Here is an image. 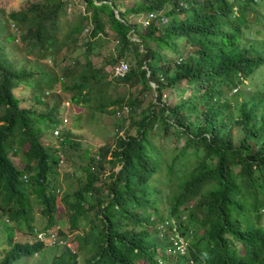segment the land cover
I'll list each match as a JSON object with an SVG mask.
<instances>
[{"label": "trees", "instance_id": "16d2710c", "mask_svg": "<svg viewBox=\"0 0 264 264\" xmlns=\"http://www.w3.org/2000/svg\"><path fill=\"white\" fill-rule=\"evenodd\" d=\"M80 1L85 2L82 13H73L74 5L67 0H28L0 11V225L6 235L0 264H21L36 250L28 214L32 200L44 221L42 228L53 224L59 201L79 204L80 190L70 189L76 169L59 177L46 162L40 138L58 111L53 105L56 95L66 92L73 100L77 91L94 86L92 100L81 94L74 104L114 118L118 114L121 120L127 108L136 134L125 135L120 149L111 153L110 164L121 166L110 171L107 186H114L119 211L114 215L99 209V217L85 221L77 243L84 261L94 257L99 264H122L127 259L124 250L150 258L147 215L135 221L133 210H178L192 199L183 187L206 203L236 209L244 222L237 233L247 227L251 235L244 242L256 240L264 251V225L250 222L258 215L256 208H264V90L257 86L254 71L264 66V41L258 47L239 30L248 12L261 18L264 1L140 0L125 9L117 0H98V5ZM128 15L146 22L128 21ZM105 26L114 40L112 52L102 58L103 65L94 67L89 57L97 55L105 41ZM80 36H86L84 62L73 57L62 73L47 71L45 59L77 43ZM14 38L21 53L5 43ZM162 49L171 56L161 54ZM70 52L67 49L64 57ZM118 59L127 63L126 73L106 80ZM99 70L105 74L97 76ZM121 83L126 90L115 92ZM150 84L155 100L141 105L138 95L151 90ZM131 87L138 88L137 95L128 93ZM66 144L74 146L76 141L67 138ZM89 166L90 160L80 168L90 177L103 169L101 162L93 171ZM159 171L169 188L163 197L154 194ZM123 185L135 190L131 208ZM96 208L89 210L95 214ZM195 214V206L189 208V217ZM73 223L71 229L80 227Z\"/></svg>", "mask_w": 264, "mask_h": 264}, {"label": "clouds", "instance_id": "9594fccd", "mask_svg": "<svg viewBox=\"0 0 264 264\" xmlns=\"http://www.w3.org/2000/svg\"><path fill=\"white\" fill-rule=\"evenodd\" d=\"M250 14L252 13H247L246 23L239 26V30L243 38L248 37L260 47L264 39L252 38L248 31V16ZM46 70L54 74H60L53 70ZM109 74L111 77H114L111 75V71ZM94 88L95 86L89 90L82 89L77 91L73 100L69 98V94L66 92L55 97L53 105L56 106L58 111L51 117L48 122V128L40 138V142L46 153V162L55 172H58L59 166L63 164L65 157H67L66 151L72 147L68 144L64 145V141L67 138L68 140L73 139L76 141L74 147L80 146L78 139L72 137L76 130L81 129H75L78 128L79 115L85 111L86 115L90 117L87 114L89 110L75 105L74 101L81 97V94L92 100ZM57 91L58 89H55V92ZM126 112L127 108H124L123 120L119 118L118 114L114 118L111 124V140L107 142L99 141L98 137L95 136L97 143L93 152L86 156L85 162L80 163L74 168L79 170L80 174L77 184L71 186L70 189L80 190L79 204L68 205L63 201H59L64 216L61 219L58 217L59 211L58 207H56L53 224L48 228L43 227V230L34 229L32 231L33 239L36 242L34 244L37 246L32 256L37 255L44 249H50L53 253L47 264H99L94 257L84 261L81 252L77 248V243H71V240L67 238V233L72 232L75 234L86 230L87 224L85 221L95 216L99 217V209L107 210L114 215L119 211V207L113 202L112 187L114 186L108 187L107 183L110 171H117L121 166L120 163H115L114 166L110 164L111 153L120 149L119 144L122 140L126 139L127 136L125 137V135L129 134L133 136L136 134V127L130 125ZM104 114L107 113H102V111L101 113L96 112L95 117L100 118ZM85 123L87 124V122ZM124 126H133L134 133H122ZM46 138H48L49 142L45 141ZM86 152V149H84V154ZM102 155L104 158H102ZM20 158H22L21 153ZM88 160H90V171H93L99 162L102 163L103 169L95 177L87 176L80 168L81 166H85ZM104 162L110 164L107 172L105 171ZM61 176L59 174V177ZM23 178H25V175H23ZM123 187L127 191L129 200L127 207L131 208L135 190L130 185H123ZM183 189L187 194L191 195L192 199L178 210L174 211L170 208L164 213L157 212V214L150 209L146 211L133 210L136 215L135 221L140 215H147V222L145 223H148L147 229L152 236L149 240L152 243H148L147 251L150 252L151 257L136 258L127 250H124L127 259L122 264H264V251L256 240L250 244L244 242V239L251 235L247 227L243 232L237 233L238 228L244 226V222L241 219V215L236 212V209L219 203H206L200 195H195L191 190L187 191L184 187ZM107 193V197L101 196ZM31 202L36 203L34 200ZM96 205L97 208L95 214H93L89 209ZM194 206L196 214L193 218H190L188 210ZM256 209L258 212L259 208ZM257 217L258 215L255 216L253 214L250 222L254 224L252 220ZM74 221L80 227L71 229V225L76 224L73 223ZM95 223L98 224L97 221ZM62 225L67 229H62ZM79 237L80 235L76 238L78 243H80ZM3 247H5V243ZM136 250L134 249V251Z\"/></svg>", "mask_w": 264, "mask_h": 264}, {"label": "rangeland", "instance_id": "374dc122", "mask_svg": "<svg viewBox=\"0 0 264 264\" xmlns=\"http://www.w3.org/2000/svg\"><path fill=\"white\" fill-rule=\"evenodd\" d=\"M26 1L28 0H0V11L1 9L6 10V12L10 9H14V8H18L20 5L24 4ZM68 3L70 5H74V7H72L73 13H76L77 11L85 12V7L84 5L81 3L80 0H67ZM140 0H117V2H120L122 5V8H128L131 7L134 3L139 2ZM68 9L71 7H67ZM114 16L117 17L116 14V10H114ZM128 21H141L142 24L145 23L144 20H142L140 18V16H132V15H128L127 17ZM165 19L162 20V22H164ZM248 31L250 33V36L252 38H258V39H264V11L261 12V18L260 19H255L253 14H250L248 16ZM105 33L107 34V36L104 38L105 41L100 45V47L98 48V54L97 55H93L90 56V63L94 66V67H99L101 64H104V60L102 59L103 57H106L107 54L111 51L112 52V46L114 44V40L112 39V33L111 31L105 26ZM82 35H87V33L82 34ZM129 35V34H127ZM245 35V33H244ZM84 38L86 39V36H80V41H78L75 44L69 45L67 48L66 46L64 48H62L55 56L53 57H47L46 58V65H47V69L48 70H53L56 73H62L64 67L70 63H72L73 61V57H75L77 59V61H80L81 63L84 62V58L82 55L83 52V48H85V45H83L84 43ZM132 40H136V38H134L133 36L130 37ZM5 43L7 45H9L11 43V45L13 47L17 46V49L15 51V53H21V44L18 41V39L14 38L12 39V42L10 41H5ZM4 43V44H5ZM8 49H10L9 47H7ZM67 49H71L72 52L68 53L66 55V57H64V54L67 52ZM138 50L141 51V47L138 46ZM161 54L166 55L168 57L171 56V52L167 51L166 49H162L161 50ZM25 54H23L24 57ZM114 55V54H113ZM111 57V56H110ZM27 58H29L30 60H33L31 55H27ZM105 72L103 70H99V72L97 73V76H101L104 75ZM110 74L108 72V74L106 75V80L110 79ZM255 82L258 85L262 86L264 88V67L260 66L255 70ZM151 85V90H144L143 93L141 95H138L139 98L143 99L141 105H145L146 102H148L149 100L154 102V91H153V84ZM115 92H122L125 91V87L122 86V83L119 84L116 88H115ZM29 90L26 89V92H28ZM128 93H131L133 95H137L138 92V88H128L127 89ZM165 94L169 91L165 90L163 91ZM176 95L178 94L177 92L175 93ZM176 98V96H175ZM174 97H172V99L170 100L171 102L174 101L175 99ZM237 99L239 100L240 97H237ZM34 106L36 108H41L40 104H34ZM93 113H91L89 111H87V114L90 115V117L88 115H86V112H82L79 115V122L77 123L78 128L75 129H80V130H74V134L72 135L73 138L78 139L80 146L79 147H74L72 146L71 148H69L66 152H67V157H65L63 164H61L59 166L58 172L62 175H64L65 171H70V169H73L75 167H77L80 163H83L86 161V156L88 154H91L93 152V149L96 147V137H98L99 141H110L111 137H112V132H111V124L114 120V117L108 115V114H104L102 117L100 118H96L95 117V113L96 111H93ZM87 122V124L85 123ZM122 133H134V127L133 126H124L123 127V131ZM46 142H49L48 138H46L45 140ZM160 143L166 145L167 141L163 140V142L161 140H159ZM182 142L181 139L177 140V143L180 144ZM155 144V143H154ZM156 145V144H155ZM84 149H86V154H84ZM105 164V171L107 172L110 168V164L107 162H104ZM76 178H74V180L71 183V186H74L77 184V179L79 177L80 171L76 170ZM156 177L158 178V183L156 182L154 184V187H156L157 191L154 193L160 197H163L165 194V191H169V188L165 186L164 184V177L162 176V174L160 173V171L156 174ZM31 213L30 211H28V214L32 216L33 220H32V226H33V230L37 229V230H43L42 226H41V222H44L41 218H40V212L38 210V205L34 202H31ZM167 209L165 207H160L159 212L164 213ZM58 217L61 219L64 216V213L62 211V208L60 205H58ZM252 222L254 224H261L264 225V210L263 208L259 207L258 210V217L257 218H253ZM0 228H2L1 232H0V260L3 258V246L5 243V239H6V235H5V231L3 230V226L0 225ZM23 228L25 229V227L23 226ZM62 229L66 230L67 228L62 225ZM26 230V229H25ZM80 233H72L69 232L67 233V238L69 240H71V243H78L77 241V236L80 235ZM6 248V246H5ZM53 251L50 249H44L42 251H40L37 255L31 256V257H27L25 258L24 262L21 264H47L49 262V259L52 255ZM11 264H16L15 262H11Z\"/></svg>", "mask_w": 264, "mask_h": 264}, {"label": "built area", "instance_id": "2783aa9c", "mask_svg": "<svg viewBox=\"0 0 264 264\" xmlns=\"http://www.w3.org/2000/svg\"><path fill=\"white\" fill-rule=\"evenodd\" d=\"M92 2H93L94 4H96V5H98V4L101 3V2L98 1V0H92ZM84 3H85V2L83 1V4H84ZM153 17H154L153 14H149V15H148V18H153ZM144 21H145V20H144ZM145 22H146V21H145ZM141 23H142V22H141ZM144 24H145V23H144ZM144 24H143V25H144ZM127 69H128L127 63H126L124 60L120 59V60L117 61V64L112 68V70H111V75L114 76V77H117V78L122 77V76L126 73Z\"/></svg>", "mask_w": 264, "mask_h": 264}]
</instances>
